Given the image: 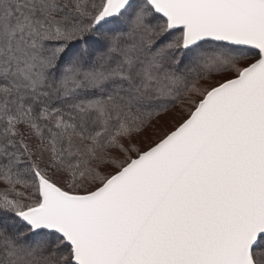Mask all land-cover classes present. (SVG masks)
<instances>
[{"label": "snow or ice", "instance_id": "obj_1", "mask_svg": "<svg viewBox=\"0 0 264 264\" xmlns=\"http://www.w3.org/2000/svg\"><path fill=\"white\" fill-rule=\"evenodd\" d=\"M0 264H264V0H0Z\"/></svg>", "mask_w": 264, "mask_h": 264}]
</instances>
